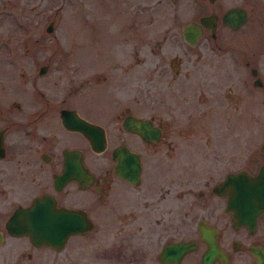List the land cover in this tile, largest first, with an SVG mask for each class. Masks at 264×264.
I'll use <instances>...</instances> for the list:
<instances>
[{"label":"flooded vegetation","instance_id":"1","mask_svg":"<svg viewBox=\"0 0 264 264\" xmlns=\"http://www.w3.org/2000/svg\"><path fill=\"white\" fill-rule=\"evenodd\" d=\"M207 1L211 4L210 11L184 23L175 19L173 27L169 26L154 34V42L148 50V63L142 68L151 73V77L142 80L141 87L135 89L129 104L119 106L117 101L111 102V119L107 125L91 121L75 99L68 104L56 105L54 97L46 96L34 86L31 93L36 91L38 95L32 93L24 103L20 102L18 96L5 97L0 93V216L5 215L3 220L0 219V247H6L8 238H24L23 242L29 246L31 253L22 252L21 260L23 264H34L37 256L32 251L57 254L68 243L76 244L80 238L89 236L96 227L97 216L115 213V231L107 243L99 246L97 252L99 264H201L209 245L203 239L200 229L208 232L217 250L211 264H264V260L257 255L259 253L264 256V210L255 216L252 226L236 224V219L234 220L233 213L228 208L231 189L224 184L227 174L242 172L249 177L257 175L264 164L262 143L258 146L256 155L247 156L243 165L226 171L211 184L208 166L213 164V160L207 157H210L215 147L210 143L192 144L195 139L192 138L201 127L208 129L207 125L205 128L206 119L216 115L229 116L222 102L230 107L227 101L233 99V90L231 83L228 85L217 81L216 68L206 65L199 71L196 65L186 63V58H191L190 55L203 40H211L218 54L227 55L229 50H233L226 45L228 34L239 33L250 20L247 2L228 5L226 0ZM231 9H239L244 13V20L238 26H234L238 16L228 14ZM133 16L132 22H129L130 18L126 15L125 28L128 32L123 37L124 41L131 34L139 33L138 20ZM206 17L210 21L202 23L200 19ZM192 22L196 24L199 33L191 44L184 39L183 32L184 26ZM119 27L121 26L114 24V30ZM175 28L178 30L181 48L177 47L171 53L169 39L165 35H172L170 30ZM160 34L162 37L156 39ZM121 41L113 49L124 42ZM136 54L132 53V56ZM141 64H144L143 61ZM181 64L182 85L177 86L180 88L175 91L182 103L178 105L172 101L168 103L166 99L153 100L150 94L157 92V88H168L171 85L166 81L168 73L171 71L175 75L179 74ZM135 65L138 64L135 62ZM248 65L245 60L243 66L247 68ZM46 66L47 64L39 67L38 75L45 72ZM41 67H44L42 72ZM106 67L109 69L112 65ZM191 70H194V80ZM204 71L207 75H204ZM248 73L253 77L251 84L260 87L262 81L258 69L249 67ZM8 77L9 73L7 75L0 70L1 87L7 84ZM90 84V80L84 81L85 95L91 89ZM243 90L244 88L240 91ZM139 91L142 92V97L139 96ZM62 110L72 111L84 122V128L87 124L100 127L104 137L102 150H94L84 132L66 128L61 120ZM176 112L182 115V120L187 119L177 127L173 123ZM126 117H131L134 122L148 124L154 136L143 132L144 138L138 130L124 128ZM175 133L188 138L185 141L189 142L182 145V161L179 166L172 163L173 167H179L176 171L180 177L177 179L173 176L170 180L167 178L164 182L167 190L152 193L148 191L150 185L146 182L144 170L150 166L160 149L165 148V151L160 153L159 158L166 162L170 159L171 149H175V144L172 143ZM243 148L246 149L245 144ZM124 151L138 157L140 168L137 182H130L115 173L116 159ZM183 153H189V156ZM196 158L203 161L204 172L196 168ZM230 159L229 154L225 158L226 163ZM66 165L71 175L60 178ZM197 174L200 176L195 179ZM195 180L200 185L194 195L191 183ZM182 183L186 184L184 189ZM170 186L175 190H171ZM43 196L52 198L56 208L83 215L89 225L83 232L68 235L59 250L51 246H36L27 236H13L5 229L8 219L16 210L28 208L34 199ZM182 243L187 245L183 252ZM74 244L69 250L70 264H78L74 256L80 246ZM5 247L0 252L8 251ZM1 261L7 262V258H2Z\"/></svg>","mask_w":264,"mask_h":264},{"label":"rangeland","instance_id":"2","mask_svg":"<svg viewBox=\"0 0 264 264\" xmlns=\"http://www.w3.org/2000/svg\"><path fill=\"white\" fill-rule=\"evenodd\" d=\"M226 2L228 5L247 2L250 15V20L239 33L228 34L226 45L233 50H229L227 55L218 54L211 40H203L190 55L191 58H186V63L196 65L199 71L206 65L216 68L217 81L231 83L233 90V99L227 101L230 107L222 102L229 116L216 115L206 119L205 128L207 125L208 129L201 127L192 138H195L192 144L210 143L215 147L207 157L213 160V164L208 166V162L205 163L210 184L226 171L243 165L247 156L256 155L264 139V0ZM210 8L207 0H0V66H4L0 70L7 75L9 73L7 84L2 87L0 84V93L5 97L18 96L24 103L32 93L38 95L36 91L31 93L34 86L46 96L54 97L56 105L68 104L75 99L91 121L107 125L111 119V102L117 101L119 106L129 104L135 89L141 87L142 80L151 77V73L142 68L148 63V50L154 42V34L173 27L175 19L184 23L210 11ZM125 14L129 16V22H132L133 15L137 18L139 31L131 34L126 41L123 40L128 32ZM50 21L52 30L46 32ZM115 23L121 27L114 30ZM170 32L172 35L167 33L165 36L169 39V52L172 53L175 48L181 47L177 28ZM160 37L162 34L156 39ZM120 41L123 43L113 49ZM132 53L137 54L132 56ZM245 60L249 63L247 68L243 66ZM142 61L144 64H141ZM135 62L138 65L134 66ZM45 64V72L38 75L39 67ZM108 65L112 67L108 69ZM249 67L258 69L262 81L260 87L251 84L253 77L248 73ZM192 75L194 80V70ZM204 75H207L205 71ZM86 80H90L91 89L85 95ZM166 81L171 85L164 90L157 88V92H152L150 97L155 101L166 99L168 103L172 101L180 105L182 99L175 90L182 85V64L179 74L170 71ZM242 88L243 92L240 91ZM139 96L142 97L141 91ZM185 121L187 119L182 120L179 112L175 113L173 123L176 127ZM185 140L188 138L174 134L172 143L175 149H171L167 162L159 158L165 148L154 155L150 166L144 170V177L150 185L148 191L158 193L167 190L164 188L167 178L180 177L176 169L182 161V145L189 144ZM183 154L189 156V153ZM229 154L231 159L226 163L225 158ZM172 163L178 166L173 167ZM196 163V168L203 171V161L196 158ZM199 176L195 175V179ZM191 184L195 195L200 183L195 180ZM185 187L186 184L182 183V189ZM4 217L0 216V219ZM115 218V213L97 216L96 227L89 236L80 238L76 244L68 243L57 254L32 251L37 256L34 264H48V261L50 264H70L69 250L73 244L80 246L74 256L75 262L99 264V246L111 239L116 228ZM7 241L6 247H0V251L8 248V251L0 252V264H23L21 253H31L29 246L23 242L24 238H8ZM5 257L7 262H2Z\"/></svg>","mask_w":264,"mask_h":264},{"label":"water","instance_id":"3","mask_svg":"<svg viewBox=\"0 0 264 264\" xmlns=\"http://www.w3.org/2000/svg\"><path fill=\"white\" fill-rule=\"evenodd\" d=\"M228 14L238 16V20L234 23V26H238L244 20V13L239 9H231L228 11ZM200 21L205 23L206 21H210V18H201ZM51 30L52 23L49 22L46 32H51ZM198 33L199 30L196 28L195 23L192 22L184 26L183 35L188 43L192 44ZM43 70L44 67H41L40 72ZM61 120L66 128H75L84 132L94 150H102L104 137L100 127L93 124L88 126L87 124V127L84 128V122L74 115L72 111L67 110L61 111ZM123 126L128 130H138L144 138L145 132L150 136H154L148 124L134 122L131 117L125 118ZM261 150L264 152V140ZM113 158L116 159L114 154ZM116 160L115 173L130 182H137L140 168L138 157L124 151L121 157H118ZM67 165L60 178H66L71 175ZM224 184L231 189L228 208L232 211L236 224L252 226L255 216L261 210H264V164L254 177H249L242 172L227 174ZM88 227L89 225L83 215L72 210L56 208L54 201L48 196L36 198L28 208L16 210L5 225V229L10 235H24L36 246H51L57 250L63 247L68 235L83 232ZM200 232L203 235V239L209 245L201 264H211L212 258L217 255V250L208 232L201 229ZM1 240L2 236L0 234V242ZM185 247L187 245L185 246L182 243V252ZM164 251L166 252L167 250L165 249ZM257 255L258 258L260 256V259L264 260V256L259 253ZM163 259H165L164 256L162 257V261H164ZM172 264L175 263L173 262Z\"/></svg>","mask_w":264,"mask_h":264}]
</instances>
